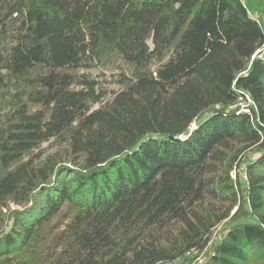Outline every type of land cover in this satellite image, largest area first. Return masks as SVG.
Here are the masks:
<instances>
[{
	"label": "trees",
	"instance_id": "obj_1",
	"mask_svg": "<svg viewBox=\"0 0 264 264\" xmlns=\"http://www.w3.org/2000/svg\"><path fill=\"white\" fill-rule=\"evenodd\" d=\"M263 46L242 0H0V264H264Z\"/></svg>",
	"mask_w": 264,
	"mask_h": 264
},
{
	"label": "rangeland",
	"instance_id": "obj_2",
	"mask_svg": "<svg viewBox=\"0 0 264 264\" xmlns=\"http://www.w3.org/2000/svg\"><path fill=\"white\" fill-rule=\"evenodd\" d=\"M247 5L249 7V9L251 10V12L253 13H258L260 14L263 18H264V0H248L247 1ZM243 103V107L246 106V102L242 101ZM218 229V233H221L219 231V227ZM217 234L215 235V238H213V241L217 240ZM209 252V249L203 251L202 253H200L199 255L196 256L195 253H192L191 255L188 256V259H186L185 261L183 260H179L177 262H173V263H168V264H205V255L206 253Z\"/></svg>",
	"mask_w": 264,
	"mask_h": 264
},
{
	"label": "built area",
	"instance_id": "obj_3",
	"mask_svg": "<svg viewBox=\"0 0 264 264\" xmlns=\"http://www.w3.org/2000/svg\"><path fill=\"white\" fill-rule=\"evenodd\" d=\"M243 2H244V0H242ZM253 17L256 19V20H258V22L262 25V26H264V18L263 17H261L259 14H254L253 15ZM258 57L260 58V59H264V46L259 50V52H258ZM247 99L249 100V98L247 97ZM243 104V103H242ZM244 105H242V107H243ZM221 230V228L219 227V231ZM218 231V229H216L215 230V232H214V238H215V235L218 233L217 232ZM217 232V233H216ZM220 238V233L219 234H217V239H219Z\"/></svg>",
	"mask_w": 264,
	"mask_h": 264
},
{
	"label": "crops",
	"instance_id": "obj_4",
	"mask_svg": "<svg viewBox=\"0 0 264 264\" xmlns=\"http://www.w3.org/2000/svg\"><path fill=\"white\" fill-rule=\"evenodd\" d=\"M247 1L248 0H244V3H245V5L247 6V8L249 9V7H248V5H247ZM249 11L251 12V10L249 9ZM252 13V15H254V14H258V13H253V12H251ZM260 15V14H259ZM261 16V15H260ZM262 17V16H261Z\"/></svg>",
	"mask_w": 264,
	"mask_h": 264
}]
</instances>
